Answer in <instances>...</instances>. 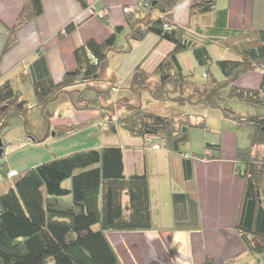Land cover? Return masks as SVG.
Masks as SVG:
<instances>
[{"label": "trees", "instance_id": "16d2710c", "mask_svg": "<svg viewBox=\"0 0 264 264\" xmlns=\"http://www.w3.org/2000/svg\"><path fill=\"white\" fill-rule=\"evenodd\" d=\"M79 1L83 7L87 5L85 0ZM216 2L191 0L189 8L191 13L205 14L215 8ZM177 3L178 0H149L147 6L136 7L126 14L128 41H142L153 34L158 40L173 45L154 69L153 73L158 76L154 90L159 91L166 83L174 82L176 91L182 93L186 87L196 96L187 102L179 95V103L204 102L221 109L226 117V106L232 99L264 108V30L235 31L233 36L214 40L234 57L216 60L223 80L211 77L202 86H197L183 73L178 55L191 49L199 65L207 67L211 59L207 45L212 42H195L186 28L173 22V10ZM41 11L39 0H29L23 6L13 30ZM75 27L72 22L67 24L59 37H66ZM121 31L122 26H116L104 40L89 39L76 47L73 51L75 67L67 71L58 83L51 77L44 52H38L29 65L28 76L37 105L43 109L46 119L50 118L58 103L70 98L67 88L75 85L92 88V82L101 81L108 66V53L117 50L115 44ZM12 42L13 39L7 42L5 50ZM257 69L263 72L258 89L235 85L241 75ZM204 76L208 77V71ZM130 78L132 84L146 87L144 83L148 73L138 64ZM98 91L94 99H85L83 92L79 93V101L84 102L81 109H101ZM28 109L27 101L9 80L0 83V127L12 115L25 116ZM125 111L124 115L115 119L102 112L101 117L109 133H116L121 127L131 136H148L149 145L156 144L159 149V143L149 140L155 136L170 156H180V147L188 141L191 127L206 126L204 120L196 122L177 110L173 114L168 109L163 113L153 112L141 105L127 103ZM231 119L236 126L250 129V147L238 148L235 155L237 172L244 179L235 229L249 253L259 261L264 254V160L259 164L254 151L256 147L264 146V113ZM91 123L57 125L56 133H70ZM218 147L206 143L205 151L211 152ZM191 157L184 154L180 159L184 179L192 176ZM12 179V186L0 193V264H121L105 232L156 227L150 178L146 172L125 175L121 146L103 145L53 156L48 161L20 170ZM66 180H70L67 186L64 185ZM124 196L127 197L126 203L123 202ZM171 201L174 229L199 226L198 218L191 212L196 203L190 193L174 191ZM186 206L190 213L188 217L185 216ZM203 264H214V261L207 258Z\"/></svg>", "mask_w": 264, "mask_h": 264}, {"label": "crops", "instance_id": "0c3cea01", "mask_svg": "<svg viewBox=\"0 0 264 264\" xmlns=\"http://www.w3.org/2000/svg\"><path fill=\"white\" fill-rule=\"evenodd\" d=\"M39 1L41 13L13 30L23 6L29 0H0V83L9 80L15 90L21 83L30 84L29 65L39 51L45 54L53 81L60 82L64 74L75 67L74 49L89 39L98 42L104 40L116 26H122V30L128 29L122 8L134 7L141 0H85L87 5L84 7L79 0ZM190 3V0H178L172 18L177 26L188 30L195 42H214L233 36L235 31L264 30V0H217L215 8L205 14L191 13ZM101 10L107 12L103 18L98 16ZM71 22L75 24V30L66 37H59V33ZM10 39H13L12 45L5 50ZM145 41L151 44L147 51L150 60H146L145 65L141 63V69L153 73L173 45L158 40L153 34L147 35L139 43ZM181 54L178 55L179 62ZM133 68V65L125 68L126 79L130 78ZM262 75L259 69L249 71L241 75L235 85L258 89ZM133 85L130 84L131 89ZM111 90L118 91L115 86ZM16 91L23 97V93ZM88 98L92 97L85 95V99ZM62 104L70 105V100L65 99ZM81 108L76 109L91 111L94 119L104 128L102 133L109 134L101 117V109ZM54 116L60 117L58 105L53 108L50 118ZM82 122L88 121L74 122L59 118L54 127ZM207 140L219 147L211 152L204 149L201 153L204 156L191 157L190 179H184L181 162L175 169V177L163 170L156 180L150 179L155 228L105 232L121 264H203L207 258L213 259L214 264H241L239 262L243 260L245 262L242 264L252 262L249 259L253 255L235 229L244 188V179L237 172L238 160L235 155L238 148L245 147L238 144V136L230 128ZM123 165L125 175L146 172L139 156L126 152L124 148ZM174 191L191 194L196 203L191 212L198 218L199 226L192 229L173 228L171 195ZM123 202H127L126 196ZM185 209V216L188 217V207Z\"/></svg>", "mask_w": 264, "mask_h": 264}, {"label": "rangeland", "instance_id": "374dc122", "mask_svg": "<svg viewBox=\"0 0 264 264\" xmlns=\"http://www.w3.org/2000/svg\"><path fill=\"white\" fill-rule=\"evenodd\" d=\"M117 36L115 44L117 50L108 53V66L104 77L101 81L91 83L90 87L93 89L84 85L67 88V92H70V105L62 104L63 101L58 103L60 117L54 116L46 119L43 109L37 105L32 86L24 83L18 85L16 90L23 93V98L27 101L29 109L25 116L18 114L8 117L0 127L1 149L3 150L0 156V193L6 192L12 186L13 179L6 176L8 170L13 169L19 172L48 161L53 156L66 155L80 149L97 148L103 145L121 146L126 152L138 155L141 165L145 166L148 177L151 180H156L163 170L175 177V169L180 166L181 157L185 153L190 156L201 154L205 149V144L209 143L207 139L216 137L223 129H232L238 136V144L242 145L241 147H250L249 127H238L231 118L235 116L249 117L264 113L263 107H253L242 101L232 99L228 101L226 106L228 118L221 109L211 107L204 102L181 104L179 98L177 99L179 95L187 102H189L188 99L194 100L196 98L191 89L185 87L184 91L180 93L175 90L174 82H168L159 91L154 90L156 80H158V76L154 73H148V78L144 83L146 87L134 84L131 89V78H125V68L132 65L135 67L138 63L140 67L141 63L145 65L150 60L147 51L151 44H147L146 41L143 43L134 40L128 41V29H123ZM207 48L211 58L207 67L199 65L191 49L180 55L183 73L188 75L197 86H202L211 77L223 80L224 76L218 68L216 60L234 57V54L220 44L212 42L207 45ZM207 71L208 77H205L204 73ZM112 86H115L118 91L111 90ZM96 90H99L98 99L102 112L114 119L124 115L127 103H131L141 105L153 112L163 113L168 109L173 114L181 111L196 122L204 120L206 126L189 129V139L180 147V156H170L168 150L161 146V142L155 136L150 137L149 140L152 143H159V149L149 145L148 136L145 138L134 137L122 128L117 133L104 135L102 133L104 128L100 126L98 120L94 119L95 116L91 111H78L76 109L84 105V102L79 101L78 98L80 92H83L82 97L85 98L86 95L94 99L97 97ZM154 92L158 94L153 95ZM59 118L72 119L74 122L90 120L92 123L90 126H85L77 131L60 135L56 133L54 127V123H57ZM254 153L259 164H261L264 160V146L256 147ZM240 167L243 169L242 164ZM69 183L70 180H66L64 185L67 186ZM253 258L255 257H250L249 260L252 262H248L249 264H264V254L260 256L259 261ZM244 262L245 260L239 263Z\"/></svg>", "mask_w": 264, "mask_h": 264}, {"label": "built area", "instance_id": "2783aa9c", "mask_svg": "<svg viewBox=\"0 0 264 264\" xmlns=\"http://www.w3.org/2000/svg\"><path fill=\"white\" fill-rule=\"evenodd\" d=\"M148 4H149V0H141V1L139 2V4H137L136 6H134V7L126 6V7H123L122 10H123V12H124L125 14H128V13L133 12L134 9H135L136 7H138V8H142V7L147 6ZM106 14H107V12H106L105 10H101V11L98 12V16H99L100 18L105 17ZM165 28H169V26L165 25ZM152 147L155 148V149H158V146H157L156 144L152 145ZM16 175H17V172H16L15 170H8V171L6 172V176H7L8 178H13V177L16 176Z\"/></svg>", "mask_w": 264, "mask_h": 264}, {"label": "water", "instance_id": "95a60500", "mask_svg": "<svg viewBox=\"0 0 264 264\" xmlns=\"http://www.w3.org/2000/svg\"><path fill=\"white\" fill-rule=\"evenodd\" d=\"M1 147H2V142H1V140H0V156H1V153H2V149H1Z\"/></svg>", "mask_w": 264, "mask_h": 264}]
</instances>
